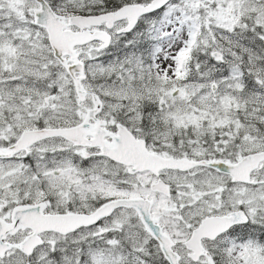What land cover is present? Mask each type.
I'll use <instances>...</instances> for the list:
<instances>
[{"label":"snow or ice","instance_id":"6c2138e0","mask_svg":"<svg viewBox=\"0 0 264 264\" xmlns=\"http://www.w3.org/2000/svg\"><path fill=\"white\" fill-rule=\"evenodd\" d=\"M0 264H264V0H0Z\"/></svg>","mask_w":264,"mask_h":264}]
</instances>
